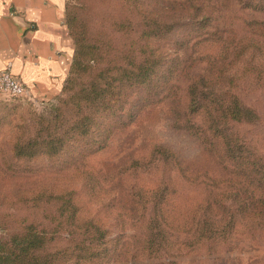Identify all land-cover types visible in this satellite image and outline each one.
Wrapping results in <instances>:
<instances>
[{
	"label": "trees",
	"instance_id": "16d2710c",
	"mask_svg": "<svg viewBox=\"0 0 264 264\" xmlns=\"http://www.w3.org/2000/svg\"><path fill=\"white\" fill-rule=\"evenodd\" d=\"M189 2L173 0L153 13L141 12L137 22L118 25L117 31L133 37L125 42L112 39L123 60L114 64L113 74L99 73L101 79L79 93L78 104L85 100L86 105L94 104V110L76 124L87 132L96 121L95 113L116 106L127 126L137 115L135 107L123 103L122 93L136 88L140 110L169 101L173 125L199 139L228 171L226 176L197 173L184 166L174 150L155 145L150 159L135 158L124 169L121 182L160 172L157 184H130L123 199L109 200L117 206V221L134 223L135 232L128 233L126 226L113 236L101 218L81 216L73 190H42L36 198L46 204L45 222L0 239V264H182L181 257L227 246L242 221L248 232L264 230V154L242 130L259 121L261 113L241 95L243 89L256 90L264 82V20L244 21L247 30L263 39L236 40V29L227 32L221 25L214 29L212 14ZM250 6L257 8H245ZM226 32L229 37L222 42L211 40ZM209 44L217 50L199 52ZM81 56L78 48L73 69L82 64ZM180 180L204 193L182 204Z\"/></svg>",
	"mask_w": 264,
	"mask_h": 264
},
{
	"label": "rangeland",
	"instance_id": "374dc122",
	"mask_svg": "<svg viewBox=\"0 0 264 264\" xmlns=\"http://www.w3.org/2000/svg\"><path fill=\"white\" fill-rule=\"evenodd\" d=\"M170 1L173 0H66L65 22L73 50L62 88L47 97H11L0 93V239L8 240L14 231L23 230L29 224L45 222L43 209L46 204L43 198H36L42 190H73L81 216L101 218L109 225L113 236L126 226L128 233L135 232L134 223L122 225L117 221V217L120 218L115 211L117 206L109 200L115 196L120 197L118 200L123 199L130 184L138 187L157 184L160 172L153 176L129 177L121 182L124 169L135 158L150 159L155 145L174 150L181 163L197 173L226 176L228 171L205 150L199 139L173 125L175 116L169 101L140 110L136 88L131 87L122 93L123 103L126 107H135L133 112L137 115L127 126L122 123L121 110L116 106L95 113L96 121L87 132L76 124L94 110L93 103L86 105L84 100L78 104L79 93L98 80L99 73L113 74L117 70L114 64L123 60L113 48L112 39L125 42L133 37L117 31L118 25L126 20L137 22L141 12L147 14L152 10L150 13H153L157 7H164ZM191 2L212 14L214 29L219 25L227 28V32L236 29V40L242 36L263 39V36L247 30L244 21L264 20V0ZM247 5L258 9L245 8ZM226 33L224 37L215 35L211 40L222 42L229 34ZM78 48L82 64L73 69ZM215 50L214 45L209 44L199 52L205 54ZM108 68H111L109 72ZM255 88L243 89L241 95L246 102L258 106L261 116L259 121L244 125L242 130L251 136L255 149L264 154V82ZM162 94L164 92L159 96ZM126 120L129 122L130 119ZM233 176L238 181L236 171ZM178 185L184 193L178 197L183 200L182 204L188 197L204 193L201 188L188 187L182 180ZM244 225L246 223L242 221L227 246L220 247L217 252L202 249L191 253L181 257V263L262 264L264 230L248 232Z\"/></svg>",
	"mask_w": 264,
	"mask_h": 264
},
{
	"label": "crops",
	"instance_id": "0c3cea01",
	"mask_svg": "<svg viewBox=\"0 0 264 264\" xmlns=\"http://www.w3.org/2000/svg\"><path fill=\"white\" fill-rule=\"evenodd\" d=\"M66 0H0V71L10 68L26 94L47 97L63 86L72 41Z\"/></svg>",
	"mask_w": 264,
	"mask_h": 264
},
{
	"label": "built area",
	"instance_id": "2783aa9c",
	"mask_svg": "<svg viewBox=\"0 0 264 264\" xmlns=\"http://www.w3.org/2000/svg\"><path fill=\"white\" fill-rule=\"evenodd\" d=\"M0 93L11 97L27 95L25 86L10 68L0 71Z\"/></svg>",
	"mask_w": 264,
	"mask_h": 264
}]
</instances>
